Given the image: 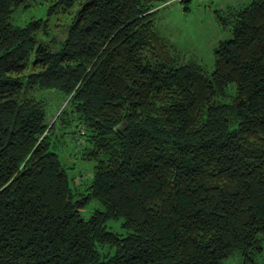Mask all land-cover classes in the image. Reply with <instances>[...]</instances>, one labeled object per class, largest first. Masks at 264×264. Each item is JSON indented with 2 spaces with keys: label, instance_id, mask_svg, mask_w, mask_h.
<instances>
[{
  "label": "trees",
  "instance_id": "16d2710c",
  "mask_svg": "<svg viewBox=\"0 0 264 264\" xmlns=\"http://www.w3.org/2000/svg\"><path fill=\"white\" fill-rule=\"evenodd\" d=\"M160 1L53 0L48 13L79 6L46 40L45 19L11 20L29 0H0V264H223L263 250L264 0L233 12L210 71L170 52ZM34 88L61 90L58 115L82 126L84 193ZM91 197L102 208L85 217ZM118 217L125 233L105 225Z\"/></svg>",
  "mask_w": 264,
  "mask_h": 264
},
{
  "label": "rangeland",
  "instance_id": "374dc122",
  "mask_svg": "<svg viewBox=\"0 0 264 264\" xmlns=\"http://www.w3.org/2000/svg\"><path fill=\"white\" fill-rule=\"evenodd\" d=\"M248 0H163L156 2L154 10V26L169 44L171 53L177 55L180 61L194 60L201 63L207 71L213 67V51L218 42L231 35L233 12L243 6ZM53 0H29L27 5H20L12 14L15 23H24L30 18L41 17L47 22V33L40 30V39H57L66 33L67 24L79 6L75 2L70 7H60L54 13H48L47 8ZM186 5V7H184ZM58 42L54 45L57 46ZM29 69V68H28ZM32 91L41 97L45 104V120L53 123L50 129V146L54 149L66 166L70 182L75 191L84 193L86 183L93 172L94 160L85 155L83 135L79 133L82 126L76 125L71 112L61 113L62 108H68L66 95L58 89L50 88ZM69 120L66 121L65 118ZM95 208H102L98 199L91 197L80 208L83 216H88ZM122 218H109L107 228L120 233L126 229L121 224ZM263 250L257 256L246 259L240 253H233L223 259V264H262Z\"/></svg>",
  "mask_w": 264,
  "mask_h": 264
}]
</instances>
